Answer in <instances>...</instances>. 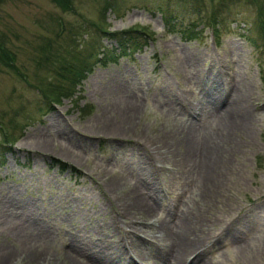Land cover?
<instances>
[{
    "label": "rangeland",
    "instance_id": "obj_1",
    "mask_svg": "<svg viewBox=\"0 0 264 264\" xmlns=\"http://www.w3.org/2000/svg\"><path fill=\"white\" fill-rule=\"evenodd\" d=\"M70 3L0 0V46L22 74L0 63V124L12 141L0 153V249L91 263L90 247L113 234L112 263L156 264L195 237L190 264H264V0ZM161 11L219 25L184 41ZM88 21L150 35L47 102L37 87L55 79L47 53L58 64L95 38L115 47Z\"/></svg>",
    "mask_w": 264,
    "mask_h": 264
},
{
    "label": "trees",
    "instance_id": "obj_2",
    "mask_svg": "<svg viewBox=\"0 0 264 264\" xmlns=\"http://www.w3.org/2000/svg\"><path fill=\"white\" fill-rule=\"evenodd\" d=\"M56 6H58L62 11H69L71 9L70 0H51ZM113 7L111 2L107 1L102 5V13L105 9ZM217 13V11L215 12ZM161 15L164 24L170 31H175L179 37L184 40H194L202 32L204 26L210 24L211 31L216 32L219 21L211 14L210 23L202 20L200 15L196 18L187 19L186 21H178L177 18L171 16L168 13L161 11ZM104 21V20H103ZM95 27V32L98 33L99 39L105 38L108 40H113L115 47L110 46L106 48L103 45H99L97 38L86 42L81 50L74 52L70 55V60L66 61L59 59V63L54 62L51 57L53 53H47L44 56V60L49 62L50 68H53L55 74V79L53 82H46L43 85L38 81V90L42 93V96L52 104L57 103L63 97H69L73 95L74 89L80 84L81 80L85 78L86 74L91 71L94 63H99L105 65L107 62L116 61V56L125 55L128 52L137 51L142 48L148 39V34L145 29L134 27L127 28L118 31H109L105 27L100 26L98 23L88 21ZM62 29L64 28L63 24ZM46 48V47H45ZM117 52L115 53V51ZM0 63L3 66L11 68L18 75L19 73L16 66L13 65L12 55H10L5 48L0 46ZM22 75V74H21ZM22 77V76H21ZM43 85V86H42ZM36 87V88H37ZM41 87V88H40ZM46 102V103H47ZM0 131L4 132L2 134V139L0 138V153L3 154L12 141L8 138L7 129H3L2 124H0ZM59 168L62 170L64 164L55 160Z\"/></svg>",
    "mask_w": 264,
    "mask_h": 264
},
{
    "label": "bare ground",
    "instance_id": "obj_3",
    "mask_svg": "<svg viewBox=\"0 0 264 264\" xmlns=\"http://www.w3.org/2000/svg\"><path fill=\"white\" fill-rule=\"evenodd\" d=\"M219 88H220L219 84L216 82L215 79H213L212 83H211V86L209 88V93H210L211 97H215L216 95H218L217 91L220 90ZM209 148H211V147H207L205 149V153H206V158L211 160L212 159V151ZM207 164H208V161L206 159L204 161V165H203L205 171H206V168H207ZM12 204H13V200H11V198L9 200H7V201L6 200L3 201V205L5 207L8 206V205H12ZM108 226L109 227H114L113 224H112V221H111V223H109ZM30 233L33 234L32 236H34V238H37L38 240H40V235H39L40 232L38 233V232L30 231ZM112 233H114V231ZM100 241H98L99 243H96L94 246L90 247L89 253H88L89 257L96 256L99 260L92 259L91 263H86L85 262V263H81V264H115V262L112 263V260H111L112 257L108 256V255H110V252L108 251V249L106 250L105 248L106 247H109V248H112V247L118 248L119 247L120 248V243H118L116 239H113V234H111V236L108 237V242L106 240H104L103 242H100ZM197 241H199L198 238L196 239L194 237V238H192V240H187L183 244L181 243V245L178 247V249L176 251H174V253H173L174 255L170 254L171 258L175 261V263H172L170 261V259H171L170 256L166 255V256H164V258L159 257L157 259V263L156 264H176V263H183V264L184 263H188V264H190L191 261L188 262V258H187V255H186L187 254V250L191 246L196 244ZM69 247H70V244H69ZM199 247L200 246H194V248H193L194 251H195L194 254L197 253V255L194 256L195 257L194 260H196V261H199L200 260L199 258H201L200 257L201 255H199L200 251H198ZM37 248H38V246H37ZM37 248H34L35 250L32 249V251H28L26 249H21V250L14 251V250H11L9 247H7V248L5 247L3 249H0V264H10L15 259H17V261H20L22 264H66V263H68V264H79L76 261V257L77 256L74 255V254L72 255L71 253H69L66 250H65L66 251L65 253H62V258H59V257L54 258V257L51 256L49 251H39V249H37ZM99 248L102 249V251H98L97 249H99Z\"/></svg>",
    "mask_w": 264,
    "mask_h": 264
}]
</instances>
